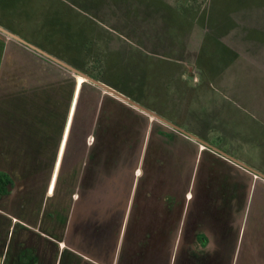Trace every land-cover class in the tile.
<instances>
[{
    "label": "crops",
    "instance_id": "1",
    "mask_svg": "<svg viewBox=\"0 0 264 264\" xmlns=\"http://www.w3.org/2000/svg\"><path fill=\"white\" fill-rule=\"evenodd\" d=\"M17 79L0 82V264H264V178L89 83Z\"/></svg>",
    "mask_w": 264,
    "mask_h": 264
},
{
    "label": "rangeland",
    "instance_id": "2",
    "mask_svg": "<svg viewBox=\"0 0 264 264\" xmlns=\"http://www.w3.org/2000/svg\"><path fill=\"white\" fill-rule=\"evenodd\" d=\"M0 26L264 171V0H0ZM31 71L84 81L0 32V82Z\"/></svg>",
    "mask_w": 264,
    "mask_h": 264
},
{
    "label": "water",
    "instance_id": "3",
    "mask_svg": "<svg viewBox=\"0 0 264 264\" xmlns=\"http://www.w3.org/2000/svg\"><path fill=\"white\" fill-rule=\"evenodd\" d=\"M0 32L11 37L12 39L22 43L23 45L33 49L34 51H36L37 53H39L40 55H42L43 57H46L47 59L51 60L52 62L62 66L63 68H65L66 70H68L71 74H73L75 77L79 76L82 77L83 80L89 81L91 82L93 85H95L96 87H98L99 89H102L104 91H106L107 93L111 94L112 96L120 99L121 101H123L124 103L134 107L135 109L143 112L146 115L152 116L158 120H160L161 122L165 123L166 125H168L169 127H171L172 129L179 131L180 133L190 137L191 139L197 141L199 144L204 145L206 147H208L209 149L213 150L214 152H216L217 154L223 156L224 158L240 165L241 167L251 171L252 173L264 178V174L252 169L250 166H248L247 164L243 163L242 161L238 160L237 158L231 156L230 154L226 153L225 151L221 150L218 147H215L213 145H211L210 143L204 141L203 139L199 138L198 136L186 131L185 129L181 128L180 126L176 125L175 123L163 118L162 116L158 115L157 113L149 110L148 108L144 107L143 105L139 104L138 102L132 100L131 98H129L128 96L122 94L121 92L115 90L114 88L108 86L107 84L91 77L90 75L80 71L79 69L71 66L70 64L48 54L47 52H45L44 50L36 47L35 45L27 42L26 40H24L23 38L19 37L18 35L8 31L7 29L3 28L2 26H0Z\"/></svg>",
    "mask_w": 264,
    "mask_h": 264
},
{
    "label": "flooded vegetation",
    "instance_id": "4",
    "mask_svg": "<svg viewBox=\"0 0 264 264\" xmlns=\"http://www.w3.org/2000/svg\"><path fill=\"white\" fill-rule=\"evenodd\" d=\"M84 82L86 83H89L91 85H93L91 82L89 81H86L84 80ZM95 86V85H93ZM96 87V86H95ZM98 88V87H97ZM0 180L4 182V186H3V189H2V193L6 192V190H9L11 188V185H10V182H11V179L9 177V175L5 172H0ZM1 193V194H2Z\"/></svg>",
    "mask_w": 264,
    "mask_h": 264
},
{
    "label": "trees",
    "instance_id": "5",
    "mask_svg": "<svg viewBox=\"0 0 264 264\" xmlns=\"http://www.w3.org/2000/svg\"><path fill=\"white\" fill-rule=\"evenodd\" d=\"M3 186H4V182L0 180V192H1L2 189H3Z\"/></svg>",
    "mask_w": 264,
    "mask_h": 264
}]
</instances>
